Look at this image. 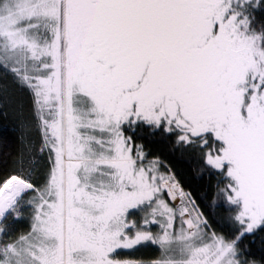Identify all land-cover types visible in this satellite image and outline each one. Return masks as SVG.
Masks as SVG:
<instances>
[{
	"label": "snow or ice",
	"instance_id": "obj_1",
	"mask_svg": "<svg viewBox=\"0 0 264 264\" xmlns=\"http://www.w3.org/2000/svg\"><path fill=\"white\" fill-rule=\"evenodd\" d=\"M0 264H264V0H0Z\"/></svg>",
	"mask_w": 264,
	"mask_h": 264
}]
</instances>
